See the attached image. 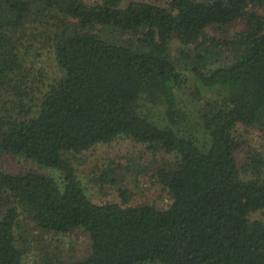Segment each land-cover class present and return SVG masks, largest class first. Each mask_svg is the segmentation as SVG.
Instances as JSON below:
<instances>
[{"label": "trees", "instance_id": "16d2710c", "mask_svg": "<svg viewBox=\"0 0 264 264\" xmlns=\"http://www.w3.org/2000/svg\"><path fill=\"white\" fill-rule=\"evenodd\" d=\"M167 1L0 0V264H25L33 226L89 236L53 264H264V154L240 162L234 135L264 131V0ZM44 49L60 76L36 97ZM190 80L195 111L177 95ZM120 137L173 156L154 172L166 208L87 196L67 155Z\"/></svg>", "mask_w": 264, "mask_h": 264}, {"label": "rangeland", "instance_id": "374dc122", "mask_svg": "<svg viewBox=\"0 0 264 264\" xmlns=\"http://www.w3.org/2000/svg\"><path fill=\"white\" fill-rule=\"evenodd\" d=\"M85 1L93 3L102 0ZM132 1L150 2L160 6H167L168 2L167 0H122L123 4ZM260 11L264 14V8ZM242 27L243 25L238 23L224 34L213 29H210L208 33L219 39L231 38ZM177 47L179 44L175 43L174 54ZM38 54L34 55L35 63L28 66L38 84L35 89L39 86L35 94L36 97L40 96V93H44L46 86L60 76L59 68L52 55L46 53L45 49ZM195 92L196 88L191 80L178 92L182 108L195 111ZM201 92L204 99H217L219 96L216 91L201 90ZM234 135L242 143V148L237 154L240 162L244 163L248 154L253 151L264 154V131L261 129L239 125L234 131ZM67 157L74 165L77 177L87 196L96 203H122L119 190H126L129 193L130 205L147 203L163 209L170 203L168 192L154 172L157 166L174 161L172 155L161 151L154 153L148 150L144 144L120 137L110 143L98 144L89 151L80 154L69 153ZM2 166L11 171L28 169L40 171V167L23 158L3 159ZM43 172L56 179L61 177L58 171L43 169ZM110 179H114L116 182L104 183ZM254 218L264 219V214L258 213ZM27 229L32 236L31 248L24 259L25 264H53L58 260L73 261L84 258L90 253V238L82 230H75L68 234H55L38 231L34 226Z\"/></svg>", "mask_w": 264, "mask_h": 264}]
</instances>
